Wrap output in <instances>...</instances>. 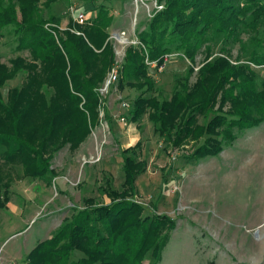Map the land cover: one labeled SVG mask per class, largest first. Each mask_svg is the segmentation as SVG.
Returning <instances> with one entry per match:
<instances>
[{
	"label": "trees",
	"instance_id": "obj_1",
	"mask_svg": "<svg viewBox=\"0 0 264 264\" xmlns=\"http://www.w3.org/2000/svg\"><path fill=\"white\" fill-rule=\"evenodd\" d=\"M83 1L96 11L95 18L82 25L70 22L61 37L58 28H45L54 19L45 20L42 12L70 0H0V30L10 27L6 32L15 36L16 50H29L31 55L30 61L16 57L9 66L0 63V158H19L31 178L51 175L54 154L65 146L75 150L100 121L96 89L115 57L107 41L112 18L95 0ZM157 4L163 9L154 13L138 39L148 59L158 66L172 52L192 61L202 46L209 56L216 40L239 43L248 59L232 65L230 52L222 50L223 56L199 70L194 84L189 83L193 74L189 68L171 95L163 97L149 75L144 50L128 48L118 88L139 94L127 120L136 124L147 115L155 133L172 147L201 138L190 156L193 161L216 156L234 141L235 131L264 122V82L257 80L253 68L264 67V0H157ZM246 34L243 42L241 36ZM22 71L28 73L26 81L10 89L5 100L2 88ZM226 107L229 110L223 112ZM199 118L205 123L199 124ZM122 171L121 189H105L110 207L99 208L87 200L86 209L33 248L26 264H158L169 220L142 216V206L127 198L136 193L143 162L124 155ZM1 174L0 169V183ZM4 202L0 195V208ZM73 250L83 257L70 261Z\"/></svg>",
	"mask_w": 264,
	"mask_h": 264
},
{
	"label": "rangeland",
	"instance_id": "obj_2",
	"mask_svg": "<svg viewBox=\"0 0 264 264\" xmlns=\"http://www.w3.org/2000/svg\"><path fill=\"white\" fill-rule=\"evenodd\" d=\"M95 2L96 6H105L112 18L107 41L115 54L103 83L96 89L100 121L75 150L65 146L54 154L50 162L53 173L44 179L26 176L19 158H0L1 201L7 197L0 208V264H26L33 248L86 209L87 200L99 208L110 207L111 198L105 189H121L124 155L135 156L144 165L135 180L136 193L128 200L142 206L144 217L155 215L169 220L158 264H264V122L257 128L235 131L234 141L218 155L197 161L190 156L201 138L172 147L155 133L147 115L139 123H129L128 110L139 92L119 90L123 61L130 47L144 50L145 64L149 60L138 36L147 31L150 19L163 6L157 0ZM88 7L83 0L57 2L42 12L45 20L54 19L45 28H58L63 37L61 31L74 23L72 11L74 15H89V23L93 21L96 11ZM9 29L0 30V63L9 66L16 57L30 61L29 50H16L15 36L6 32ZM52 33L55 38L59 36ZM241 39L247 42V34ZM222 50L230 52L227 57L232 65L247 62L248 55L239 43L216 40L211 43L209 56L202 46L192 61L172 52L163 58L164 65L146 66L155 87L163 97H169L189 68L193 72L189 83L194 84L199 70L223 56ZM116 67V82L105 87ZM253 68L258 72L257 80L264 82V67ZM27 76L22 71L7 81L1 90L3 98L6 100L10 89L21 87ZM198 121L205 123L202 118ZM127 148L130 151L122 154ZM82 257L83 253L75 250L69 256L70 261Z\"/></svg>",
	"mask_w": 264,
	"mask_h": 264
},
{
	"label": "built area",
	"instance_id": "obj_3",
	"mask_svg": "<svg viewBox=\"0 0 264 264\" xmlns=\"http://www.w3.org/2000/svg\"><path fill=\"white\" fill-rule=\"evenodd\" d=\"M159 9H161V7H159ZM72 15H73L74 22L79 24V25L84 24L86 21H88L90 19L89 15H85L83 13H80L78 15H74V13L72 11ZM146 64L148 66H151V67H157L158 66L156 62H152V61H149L147 59H146ZM118 70H119V67L113 68L112 72L109 74V77L106 81L105 87H108V86L110 87L111 85H113L116 82L118 74H119Z\"/></svg>",
	"mask_w": 264,
	"mask_h": 264
}]
</instances>
